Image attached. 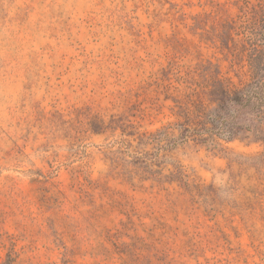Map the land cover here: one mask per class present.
<instances>
[{
    "label": "rangeland",
    "instance_id": "obj_1",
    "mask_svg": "<svg viewBox=\"0 0 264 264\" xmlns=\"http://www.w3.org/2000/svg\"><path fill=\"white\" fill-rule=\"evenodd\" d=\"M234 1L0 0V264H264V144L177 140L155 82Z\"/></svg>",
    "mask_w": 264,
    "mask_h": 264
},
{
    "label": "trees",
    "instance_id": "obj_2",
    "mask_svg": "<svg viewBox=\"0 0 264 264\" xmlns=\"http://www.w3.org/2000/svg\"><path fill=\"white\" fill-rule=\"evenodd\" d=\"M230 6L233 13L221 7L209 28L210 15L193 18V30L215 50L216 62L168 66L156 76L181 142H232L251 134L264 144V0H236Z\"/></svg>",
    "mask_w": 264,
    "mask_h": 264
}]
</instances>
